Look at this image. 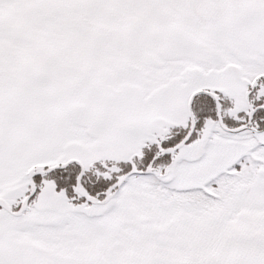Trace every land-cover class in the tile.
Returning a JSON list of instances; mask_svg holds the SVG:
<instances>
[{
    "label": "snow or ice",
    "instance_id": "6c2138e0",
    "mask_svg": "<svg viewBox=\"0 0 264 264\" xmlns=\"http://www.w3.org/2000/svg\"><path fill=\"white\" fill-rule=\"evenodd\" d=\"M0 264H264V0H0Z\"/></svg>",
    "mask_w": 264,
    "mask_h": 264
}]
</instances>
